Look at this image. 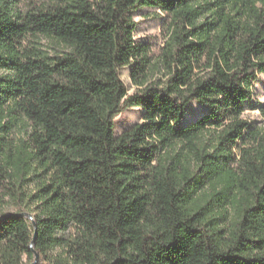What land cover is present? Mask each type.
I'll use <instances>...</instances> for the list:
<instances>
[{
    "label": "trees",
    "instance_id": "16d2710c",
    "mask_svg": "<svg viewBox=\"0 0 264 264\" xmlns=\"http://www.w3.org/2000/svg\"><path fill=\"white\" fill-rule=\"evenodd\" d=\"M259 74L264 0H0V264H264Z\"/></svg>",
    "mask_w": 264,
    "mask_h": 264
},
{
    "label": "rangeland",
    "instance_id": "374dc122",
    "mask_svg": "<svg viewBox=\"0 0 264 264\" xmlns=\"http://www.w3.org/2000/svg\"><path fill=\"white\" fill-rule=\"evenodd\" d=\"M157 10L153 8H141L132 13L133 19L136 22V28L134 31V39L136 42H148L150 44L159 45L161 42L160 35V21L161 19L156 16ZM42 44L45 48L52 50L60 49V45L55 44L51 40L43 39ZM130 68L126 67L120 70V77L123 80L127 93L132 94L135 91V87L131 84L129 78ZM252 98L247 102V108L243 112L241 118L249 121L256 126H261L263 118L258 110V106L264 100V74H259L258 79L254 82L252 87ZM195 101L189 103L188 113L186 118L189 120L201 115L205 112V109ZM141 110L139 108H130L115 118V133L119 134L123 130L128 129L134 123L141 121ZM24 126L20 123H16L9 133L4 137L1 143H7L12 148L19 144L20 139L24 137ZM10 212H14L15 209L10 207L7 209ZM59 252L58 248L51 250L50 253L54 255Z\"/></svg>",
    "mask_w": 264,
    "mask_h": 264
},
{
    "label": "water",
    "instance_id": "95a60500",
    "mask_svg": "<svg viewBox=\"0 0 264 264\" xmlns=\"http://www.w3.org/2000/svg\"><path fill=\"white\" fill-rule=\"evenodd\" d=\"M20 215H22V213H20ZM34 241V237H33V240H32V242Z\"/></svg>",
    "mask_w": 264,
    "mask_h": 264
}]
</instances>
